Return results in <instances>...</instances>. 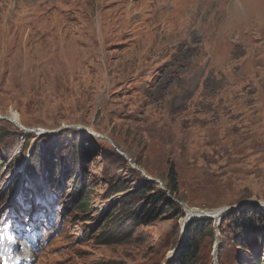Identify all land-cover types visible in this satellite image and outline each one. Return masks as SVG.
<instances>
[{"label":"rangeland","instance_id":"obj_1","mask_svg":"<svg viewBox=\"0 0 264 264\" xmlns=\"http://www.w3.org/2000/svg\"><path fill=\"white\" fill-rule=\"evenodd\" d=\"M13 110L29 129L0 118V264H165L164 215L140 242H99L101 213L121 197L108 195L101 146L82 212L70 177L22 194L36 141L22 137L44 127L69 152L85 126L155 178L174 163L192 208L264 203V0H0V113ZM251 239L228 264H264V235ZM218 240L203 248L212 263Z\"/></svg>","mask_w":264,"mask_h":264},{"label":"trees","instance_id":"obj_2","mask_svg":"<svg viewBox=\"0 0 264 264\" xmlns=\"http://www.w3.org/2000/svg\"><path fill=\"white\" fill-rule=\"evenodd\" d=\"M2 131H5L2 134ZM0 137L9 134L7 130L0 129ZM72 141L69 144L72 151H60L56 149L54 139L46 140V136L36 138L32 147V158L26 164V185L21 188L22 194L31 195L27 182L35 181L34 189L38 194L43 193V188L62 187L63 178H72L74 192L73 200L77 202L82 212L90 209L89 205V158L93 156L99 146L104 161L103 177L108 185V195L121 194L119 201L106 208L101 213L97 223L100 243H110L116 240L120 243H130L137 240L140 242L145 233L142 229L151 226L162 215L166 220L173 222L170 231L171 237L163 239V248L173 247L175 249L181 235L180 219L184 218L186 212L179 201L186 202L183 197L178 196V175L174 163H171L166 177H161L162 184L143 176L142 172L130 164L129 160L122 155L111 143H100L95 136L78 130L72 131ZM21 132H19L20 136ZM62 135V134H61ZM35 138L33 133L24 135L25 138ZM67 139V138H65ZM30 142H26L25 148ZM64 148L69 141L64 142ZM137 166L142 167L141 159L128 152ZM45 156H48L47 158ZM6 162L0 159V173ZM155 178V177H154ZM39 181H42L41 183ZM18 181L9 186L4 196L8 199V193L13 191ZM22 197H19V199ZM239 204V203H238ZM216 232L219 233L218 262L228 264L229 259L237 251L248 250V242H256L264 235V207L258 203H245L225 213L216 225L214 219L201 217L191 219L181 243L180 251L169 264H213L209 253L203 248L208 244L210 248L216 241ZM210 250V249H209ZM152 253V252H151ZM150 253V254H151ZM233 260V258H232ZM256 264H261L258 256H254ZM235 262V260H233ZM153 264H164L162 261L154 260Z\"/></svg>","mask_w":264,"mask_h":264},{"label":"water","instance_id":"obj_3","mask_svg":"<svg viewBox=\"0 0 264 264\" xmlns=\"http://www.w3.org/2000/svg\"><path fill=\"white\" fill-rule=\"evenodd\" d=\"M108 139H109V138H108ZM109 140L112 142V144H114V145L117 147V145H116L111 139H109ZM118 151H119L122 155H124V156L129 160L130 164H131L134 168L140 169L139 167H137V166L133 163L132 159H131L130 157H128V155L125 154L120 148H118ZM149 178H150V177H149ZM150 179L153 180V178H150ZM156 181L159 182V180H156ZM245 202H248V201H247V200H245V201L243 200V201L240 202V204H243V203H245ZM249 202H251V200H249ZM179 203L183 206V208H184L185 211H186L187 208H189L190 210L194 209V208L188 206L185 202H181V201H179ZM257 203H258L260 206H264V203H262V202H257ZM237 206H238V205H235V206H229V207L225 208V209H224L219 215H210V214H205V213H203V215H202L201 217H207V218L215 219V220H216V223H218L220 217H221L224 213L228 212V211L231 210V209L236 208ZM200 211H203V210H200ZM187 225H188V220L186 221L185 225H183V227H182L181 237H180V240H179L178 246H177L176 249L174 250L173 255H172L171 258H170V261H171V260H172V259L178 254V252L180 251L181 242H182V240H183V237H184V234H185V230H186V226H187Z\"/></svg>","mask_w":264,"mask_h":264},{"label":"bare ground","instance_id":"obj_4","mask_svg":"<svg viewBox=\"0 0 264 264\" xmlns=\"http://www.w3.org/2000/svg\"><path fill=\"white\" fill-rule=\"evenodd\" d=\"M4 118L6 117L5 115L1 114L0 113V118ZM9 120L12 121L14 124L18 125V124H22L21 120H20V116L17 112H15L14 110L13 111H10V115L8 116ZM23 125V124H22ZM225 208H217V209H214V210H209V209H197V208H194L192 210H190L189 208L186 209V217L184 218L183 220V225H185L186 221L190 220L191 218H195V217H201L203 215V213L205 214H210V215H219ZM200 210H203V211H200Z\"/></svg>","mask_w":264,"mask_h":264},{"label":"snow or ice","instance_id":"obj_5","mask_svg":"<svg viewBox=\"0 0 264 264\" xmlns=\"http://www.w3.org/2000/svg\"><path fill=\"white\" fill-rule=\"evenodd\" d=\"M9 239H11V237H9Z\"/></svg>","mask_w":264,"mask_h":264}]
</instances>
